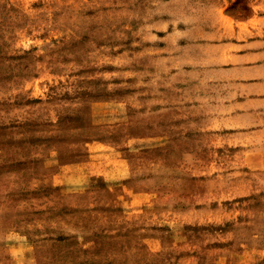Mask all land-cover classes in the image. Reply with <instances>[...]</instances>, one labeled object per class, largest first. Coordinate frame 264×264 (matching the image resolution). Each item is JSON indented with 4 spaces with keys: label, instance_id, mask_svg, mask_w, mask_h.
<instances>
[{
    "label": "rangeland",
    "instance_id": "rangeland-1",
    "mask_svg": "<svg viewBox=\"0 0 264 264\" xmlns=\"http://www.w3.org/2000/svg\"><path fill=\"white\" fill-rule=\"evenodd\" d=\"M255 14L0 0V264H264V127L206 70Z\"/></svg>",
    "mask_w": 264,
    "mask_h": 264
},
{
    "label": "crops",
    "instance_id": "crops-1",
    "mask_svg": "<svg viewBox=\"0 0 264 264\" xmlns=\"http://www.w3.org/2000/svg\"><path fill=\"white\" fill-rule=\"evenodd\" d=\"M215 48L206 70L222 72L220 83H233L232 99L224 101L232 110L229 119L257 121L247 125L252 129L264 127V15L239 21L232 37L217 40Z\"/></svg>",
    "mask_w": 264,
    "mask_h": 264
}]
</instances>
